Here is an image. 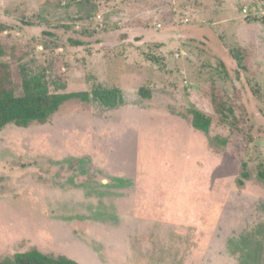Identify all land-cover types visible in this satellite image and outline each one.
I'll return each mask as SVG.
<instances>
[{
  "label": "rangeland",
  "instance_id": "1",
  "mask_svg": "<svg viewBox=\"0 0 264 264\" xmlns=\"http://www.w3.org/2000/svg\"><path fill=\"white\" fill-rule=\"evenodd\" d=\"M0 44L18 93L25 67L126 100L0 129V261L43 243L81 264H264V0H0ZM135 186L152 209L115 192Z\"/></svg>",
  "mask_w": 264,
  "mask_h": 264
},
{
  "label": "trees",
  "instance_id": "2",
  "mask_svg": "<svg viewBox=\"0 0 264 264\" xmlns=\"http://www.w3.org/2000/svg\"><path fill=\"white\" fill-rule=\"evenodd\" d=\"M4 48L0 44V56L4 54ZM239 65L243 69H247L244 62V54L237 55ZM23 69V70H22ZM21 69L20 86L21 93L17 91V75L12 70L9 63L0 61V129L8 124H16L27 127L34 121L45 122L51 116L59 111V109L72 99H79L83 102L95 100L107 108H117L124 105L126 100L122 89L118 86L105 87L101 84L93 85L90 91L83 90L77 92H52L45 81L39 79L28 78L25 67ZM22 71H24L22 73ZM234 97L241 99L240 91ZM235 90V92H236ZM140 96L149 98L151 95L144 88L139 89ZM215 110L226 115V111L235 113L236 107L240 108L239 101L236 106H229L222 100L217 99V95L213 98ZM241 110L245 111L242 106ZM238 117V116H237ZM238 123H243L244 118H237ZM193 126L205 133L210 132L211 122L201 112L196 111L192 120ZM249 173L246 169L242 172L239 179L240 184H244V179L249 178ZM259 176L264 180V172H260ZM0 264H81L78 261L62 256L44 253L38 249L16 253L13 257H7L0 261Z\"/></svg>",
  "mask_w": 264,
  "mask_h": 264
},
{
  "label": "crops",
  "instance_id": "3",
  "mask_svg": "<svg viewBox=\"0 0 264 264\" xmlns=\"http://www.w3.org/2000/svg\"><path fill=\"white\" fill-rule=\"evenodd\" d=\"M126 173L127 174H130V176L131 177H134V179H138L139 178V176L138 177H135L136 175H132L131 174V172H127L126 171ZM126 173H124V175L123 176H125V174ZM137 187L135 186V187H132V188H127V187H118V188H115V192L117 191V193H119L122 197L124 196V195H131L132 197H123V199H124V201L125 202H128V203H130V204H132L133 205V209L132 210H136L137 209V206H138V204H140V203H144V201L146 200L147 201V207H148V209H152L151 207L153 206V201H152V199H150V197H151V195H142V197L143 198H137L136 196H138V197H141V195L140 194H138L137 193V189H136ZM151 189H153V188H141V191H143V192H145V194H148L150 191H152ZM148 190V191H147ZM150 190V191H149ZM150 194H151V192H150ZM146 196H149V198H146ZM145 199V200H144ZM129 200L130 201H133V202H129ZM152 201V203H149V202H151ZM141 205V204H140ZM128 208H130V207H128ZM131 209V208H130ZM77 218V217H76ZM73 223H75V220L74 221H72ZM71 222V223H72ZM84 226V225H83ZM82 226V227H83ZM76 234H77V232H75ZM77 236H79L78 234H77ZM79 240H81V241H83V242H85L83 239H79ZM47 248V246H45L43 243L41 244V248L39 247V249L40 250H44V249H46ZM47 252V251H46ZM55 255V254H54ZM57 256V255H56ZM66 257H70V256H66ZM78 262H79V260H77ZM102 263H100V264H106V262H103V261H101Z\"/></svg>",
  "mask_w": 264,
  "mask_h": 264
},
{
  "label": "built area",
  "instance_id": "4",
  "mask_svg": "<svg viewBox=\"0 0 264 264\" xmlns=\"http://www.w3.org/2000/svg\"><path fill=\"white\" fill-rule=\"evenodd\" d=\"M245 11H247V10H245Z\"/></svg>",
  "mask_w": 264,
  "mask_h": 264
}]
</instances>
